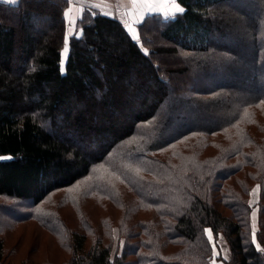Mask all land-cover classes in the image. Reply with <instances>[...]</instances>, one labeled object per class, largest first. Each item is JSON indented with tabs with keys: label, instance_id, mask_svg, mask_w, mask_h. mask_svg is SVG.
<instances>
[{
	"label": "trees",
	"instance_id": "obj_1",
	"mask_svg": "<svg viewBox=\"0 0 264 264\" xmlns=\"http://www.w3.org/2000/svg\"><path fill=\"white\" fill-rule=\"evenodd\" d=\"M176 2L183 13L136 24L139 40L85 6L62 67L69 4L0 1V157H11L0 159V237L34 222L68 254L61 264H210L209 228L224 264H264L248 202L258 184L264 247V0ZM41 18L52 22L41 29ZM248 46L257 73L238 83Z\"/></svg>",
	"mask_w": 264,
	"mask_h": 264
},
{
	"label": "rangeland",
	"instance_id": "obj_2",
	"mask_svg": "<svg viewBox=\"0 0 264 264\" xmlns=\"http://www.w3.org/2000/svg\"><path fill=\"white\" fill-rule=\"evenodd\" d=\"M10 1L13 2V0H10ZM81 3H83V0H81ZM84 5L96 7L102 13H104L106 15L118 16L119 14H121L122 17L125 18V20H126L125 22H127L128 24H131L132 27H134L137 31L136 23L133 22L135 19H137V17L133 13L132 8L130 7L129 0H123V2L121 0H88L87 4H84ZM70 6L80 7L81 4L74 2L71 5L69 4L68 7H70ZM245 8L247 9V15L252 16L251 10H253V11H255V10L250 6L248 7L247 5ZM249 9H250V12H249ZM72 15L73 16H79L80 13L73 12ZM51 22H52L51 20L41 18L40 28L44 29L45 26ZM65 28H66L65 35H67L69 37L70 35L68 34L67 21H66V27ZM126 29H127V27H126ZM137 33H138V31H137ZM72 34H77V33H72ZM130 35L132 36L131 33H130ZM231 40H232L231 41L232 45H238L240 42H245V40H239L237 37H235V35L231 36ZM233 40L235 42H233ZM61 47H62V49H61V55H62L61 64H62V67H64L65 62H66V58H64V56H63L64 41L61 44ZM68 52H69V48H68ZM251 53H252V48L249 46L246 47L245 49L242 48L241 50H239V57L242 59V64H241V67H239L240 69L238 70L236 75L237 76L243 75V77L241 79H240V77H236V78H238V80H237L238 83H241L243 81L248 82L249 80L251 81V78L252 77L254 78V75L257 73V71L252 69L253 66L250 62ZM67 55H68V53H67ZM156 57H157L159 64L161 65L162 68H164V66H165L164 65L165 59H169V63L172 66H173V63L175 62L172 60V57H165V56H159V55L158 56L156 55ZM177 65L178 64H175L174 66H177ZM192 77L193 76H191L189 79H186L185 81L191 80ZM171 79L173 80V85H175L174 83L176 81H178V79L175 75H171ZM220 81H224V79L223 78H220V79L216 78L214 80V83H217ZM205 82H206V80H205ZM208 82L210 83V81H208ZM209 83H207V85H209ZM255 83H257L255 90H259L260 87L263 86L261 82L258 83L257 81H255ZM245 85L246 86L242 87V88L252 89V86H254L252 84L251 85L245 84ZM175 90H177V89H175ZM172 97L175 99V95H173ZM175 102H178L180 104L181 108L183 110H185L186 114L189 115L188 116L190 118L189 123L195 122V121H193V116L195 113H191L185 107V105H181V102L179 100H176ZM178 122H180V121H178ZM257 186H258V184H256L252 188L251 195L248 198V202L253 201V203L251 205H252V213L253 212L256 213V216H255L256 228H257V201H258V192H259V187L257 188ZM254 189H256L255 192L253 191ZM60 192H62V191H60ZM58 195H60V194H58ZM94 208H96L94 201L92 199H88V198L85 199L84 204H83V209L89 210V212L91 214L90 215L91 218L93 219L95 224H97V222L95 221V220H97V216L92 211ZM110 208L112 209L111 205H110ZM96 210H97L98 215H100L97 208H96ZM224 211H225V214H228L227 209H224ZM61 213L65 217L70 218V221L72 222L74 228L78 229V224H77V221L74 219V212L71 208H69L67 206L63 207L61 209ZM252 223H253V216H252ZM206 229H209V228H206ZM77 232L79 233V231H77ZM115 232H117V231H115ZM212 235H213V242H215L217 244V251H220L221 248L224 249V252L222 253V255L216 258V262H217V264H224L225 260L223 259V256L226 255L227 259L229 258V252H228L227 245H226L225 241L223 240V238L222 239L220 238L222 236L219 235L218 237H214L213 233H212ZM0 238H2V241H3V246H2L3 247V253H2L3 258L0 260V264H25V263L42 264V263H46V262H54L55 264H61L65 259H67V256H68V254L66 255L62 251V249H60L57 246L53 237L50 234H48L47 232L46 233L43 232V230H41L38 227V225L34 222L17 224V226H14L13 228L7 229L1 235ZM85 242H86V244H88L89 240L86 239ZM122 247H123V245H121V240L118 239V236L116 234L114 242H113V246H112L111 258L116 252H120L122 250Z\"/></svg>",
	"mask_w": 264,
	"mask_h": 264
},
{
	"label": "snow or ice",
	"instance_id": "obj_3",
	"mask_svg": "<svg viewBox=\"0 0 264 264\" xmlns=\"http://www.w3.org/2000/svg\"><path fill=\"white\" fill-rule=\"evenodd\" d=\"M13 2H17V0H13ZM68 4L80 3V7H68L66 11L63 12V16L67 21L68 24V34L71 35L72 33L82 34V29L77 27L76 21L78 19L83 20V16H73L72 13H80L82 14L85 11L84 4H87L88 0H65ZM130 7L133 10V13L136 15L137 19L133 22L136 24H142L144 22L145 16H151L153 13L163 15L165 19L169 17H173L179 13H183L185 9L181 7L179 4L176 3V0H129ZM125 26L129 33L132 34V38L139 40L140 36L138 35L136 29L132 27L131 24L125 22ZM145 54H147L148 50L144 49ZM68 53V36L65 35L64 37V47H63V56L67 58ZM63 71V68L61 69ZM264 103V101H262ZM0 159H11V157H0ZM139 171V169H137ZM91 177H89L90 179ZM259 186H257L258 188ZM254 192L256 189L253 190ZM253 201H249V204H252ZM253 216V224L251 229V242L255 245L257 251L264 253V247L257 242V228L255 225V216L256 213H252ZM204 232L207 234V240L211 243L212 248V257L210 259V264H217L216 258L221 256L224 252V249L221 248L220 251H217V244L213 242V235L211 229H204ZM222 239V237H220ZM123 242H121V245ZM223 259L226 260L227 256H223Z\"/></svg>",
	"mask_w": 264,
	"mask_h": 264
},
{
	"label": "crops",
	"instance_id": "obj_4",
	"mask_svg": "<svg viewBox=\"0 0 264 264\" xmlns=\"http://www.w3.org/2000/svg\"><path fill=\"white\" fill-rule=\"evenodd\" d=\"M0 1H3V2H8V3H15V2H12V1H10V0H0ZM122 2H123V0H121ZM84 7H85V5H84ZM109 16H111V15H109ZM112 17H117V18H120L121 20H123V22L125 23V18L124 17H122V15L121 14H119L118 16H112Z\"/></svg>",
	"mask_w": 264,
	"mask_h": 264
}]
</instances>
